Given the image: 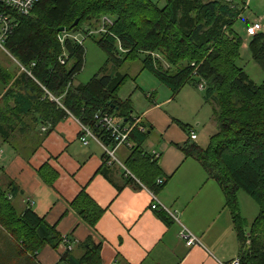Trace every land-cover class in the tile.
<instances>
[{"label":"trees","instance_id":"1","mask_svg":"<svg viewBox=\"0 0 264 264\" xmlns=\"http://www.w3.org/2000/svg\"><path fill=\"white\" fill-rule=\"evenodd\" d=\"M246 1L41 0L29 16H17V28L5 44L10 55L32 74L21 72L5 99L15 93L18 81L26 83L27 92L34 93L33 102L30 104L18 94L20 115L37 113L40 118L36 120L52 126L73 116L90 126L101 142L110 145V134L96 127L94 116L103 112L133 122L131 102L120 101L117 96L128 78L119 69L128 61L141 60L142 70L153 73L174 95L191 81L196 88L204 82L205 101L213 104L217 131L207 147L189 142L183 150L223 191L242 264H264V82L258 85L238 65L244 41L235 28L247 7ZM104 18L113 21L107 32L90 34ZM61 28L66 31L60 32ZM79 32H86L88 37L98 35L97 44L109 58L108 65L90 82L75 86V78L84 68L85 49L73 39L64 40L62 34ZM248 51L264 72V32L250 37ZM62 56L66 57L65 65L59 61ZM163 61L174 69L165 68ZM110 64L115 73H108ZM4 71L0 69L1 79ZM11 78L2 81L4 86L10 85ZM44 88L60 104L51 100ZM3 116L6 113L1 107L0 118ZM148 131L141 123L131 133L130 141L135 145L126 167L138 181L158 193L166 178L159 160L143 148ZM47 169L44 166L41 174L53 184L57 176L49 175V170L46 173ZM159 179H164L163 185L158 184ZM240 191L260 206V214L251 223L241 215ZM10 194L18 195V189L0 184V264H41L38 256L46 244L57 248L67 243L70 247L71 238L60 236L32 209L20 211L9 199ZM71 206L92 229L103 217L104 211L85 190ZM162 218L168 223L166 217ZM78 247L83 251L80 256L67 249L58 264H103L101 244L88 240Z\"/></svg>","mask_w":264,"mask_h":264},{"label":"crops","instance_id":"2","mask_svg":"<svg viewBox=\"0 0 264 264\" xmlns=\"http://www.w3.org/2000/svg\"><path fill=\"white\" fill-rule=\"evenodd\" d=\"M19 72L9 86L2 83L6 77L0 79V108L6 113L0 118V184L18 189L19 194H10L9 199L20 211L32 209L56 233L72 239L69 248L67 243L57 248L46 244L39 252L41 264H58L67 249L80 256L83 251L78 246L88 240L101 244L103 264H220L240 257L223 191L200 163L183 150L190 142V131H195L192 127L186 130L182 125L188 124L163 109L182 91L165 102L159 96L147 95L137 115L136 109L131 113L149 130L143 148L159 160L166 178L163 187L155 193L170 211L163 213L151 208L153 191L128 177L117 161L109 163L105 147L112 144L105 145L98 138L89 139L85 145L80 140L78 119L69 116L52 126L36 120L40 118L37 113L20 115L17 95L21 94L30 104L33 102L34 93L27 92L26 83L18 81L15 93L5 99L8 89L21 76ZM74 85L80 84L74 81ZM117 96L120 101H130L118 93ZM134 145L130 141L116 151L117 159L125 167ZM44 166H48L46 173L49 170L48 174L57 176L53 184L43 179ZM84 190L104 211L95 229L71 206ZM184 228L199 238L200 246L186 245L180 238Z\"/></svg>","mask_w":264,"mask_h":264},{"label":"rangeland","instance_id":"3","mask_svg":"<svg viewBox=\"0 0 264 264\" xmlns=\"http://www.w3.org/2000/svg\"><path fill=\"white\" fill-rule=\"evenodd\" d=\"M247 4L248 6L243 11L241 19H239L235 25L238 34L244 41L242 59L239 61L238 65L248 73L251 79H253L258 85H261L264 82V72L253 61L248 51L250 37L246 34V28L248 22L252 24L261 21L263 27L262 32H264V0H248ZM62 38L64 40L70 38L80 44L82 43L85 49L84 68L76 76V84H87L94 78L95 75L105 68L106 65H108L109 56L97 44L100 40L98 35L88 37L86 32L71 34L63 33ZM12 58L13 57L10 54H6L0 50V66L4 67V70L6 71H4L6 73L5 77L7 79L8 76H11L14 79L17 74L20 73L18 61ZM163 64L165 65V68H168L169 70L174 69H170V64L165 61H163ZM142 67V61L137 60L134 62L128 61L119 69V72L123 75H127L128 78L124 82L118 94L121 98H127L130 100L133 110L136 109L134 111V114L136 115L138 111L137 109L142 107L147 95H155L156 97L159 96L161 102L167 101L172 97V95H174V93L157 77H155L153 73L147 69L142 70ZM115 72L116 70L113 65L110 64L108 66V73L110 74ZM12 78L11 81H13ZM188 85L189 86H184L180 90L182 92L173 103L164 105L163 109L167 113H175L178 119L183 121L184 124L190 125V127H192L195 131V134L198 135V140H191L190 134L188 135V140L191 143L195 142L199 146L205 148L210 141V137L217 131L213 115V104L205 101V91H201L196 88L194 82L191 81ZM114 117L117 122H120V119L116 116ZM238 202L241 215L249 223L256 219L261 212L260 206L244 191H240L238 193ZM249 230L250 228H247V231Z\"/></svg>","mask_w":264,"mask_h":264},{"label":"built area","instance_id":"4","mask_svg":"<svg viewBox=\"0 0 264 264\" xmlns=\"http://www.w3.org/2000/svg\"><path fill=\"white\" fill-rule=\"evenodd\" d=\"M41 0H0V50L6 54H10L7 49H5V44L8 39L13 35L15 29L17 28V16H29L36 6L39 4ZM227 2H231V0H226ZM248 1V0H247ZM246 1V3H247ZM248 6V4H247ZM113 21L109 18L102 19L101 26L94 31H91L90 34H99L107 32V27L112 26ZM262 31L261 21L249 24L246 28V34L248 37H253L257 35L259 32ZM62 65L66 63V57L62 56L59 59ZM19 64V63H18ZM35 64L33 63V66ZM21 68V72H26L29 76L32 77L31 72L19 64ZM196 74V73H195ZM197 88L201 91L205 90V83L201 82L198 84ZM45 89V88H44ZM46 95H48L51 100L56 101L60 104L59 99L55 98L48 90H46ZM95 125L97 128L106 131L110 134L112 139V147H105L106 153L108 155L109 163H113L117 161L125 170L128 177H132L136 179L128 170L127 168L119 162L116 157L117 149L122 145H129L130 144V136L134 129L140 127V119L134 118L133 122L130 124H123V122H117L116 118L109 114L98 112L94 116ZM81 136L80 140L87 145L89 139L97 140L98 137L95 135L94 131L90 126L81 123ZM143 132L146 131L145 128H141ZM190 138L193 141L197 140V135L195 132H191ZM2 151V147L0 145V153ZM158 155V154H157ZM159 157V155H158ZM164 181L162 179L158 180L159 185H163ZM153 197V205L152 210H159L163 213H170L167 207H165L161 202L158 200L155 193H151ZM174 218L175 216L172 215ZM180 238L186 242L188 247H196L200 246L201 242L198 237L192 234L188 229L184 228L181 232ZM113 264H117L114 262ZM220 264H242L240 257L234 259L229 263H220Z\"/></svg>","mask_w":264,"mask_h":264},{"label":"water","instance_id":"5","mask_svg":"<svg viewBox=\"0 0 264 264\" xmlns=\"http://www.w3.org/2000/svg\"><path fill=\"white\" fill-rule=\"evenodd\" d=\"M78 23H79V20H77L74 25L76 26ZM60 32H65V28H61ZM108 104H110V102H108Z\"/></svg>","mask_w":264,"mask_h":264},{"label":"bare ground","instance_id":"6","mask_svg":"<svg viewBox=\"0 0 264 264\" xmlns=\"http://www.w3.org/2000/svg\"><path fill=\"white\" fill-rule=\"evenodd\" d=\"M3 52V51H2Z\"/></svg>","mask_w":264,"mask_h":264}]
</instances>
